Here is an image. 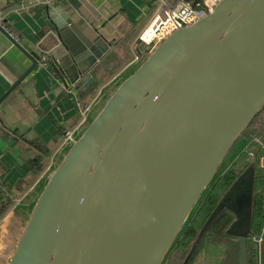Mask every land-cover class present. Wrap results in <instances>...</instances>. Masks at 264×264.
<instances>
[{"label":"water","instance_id":"1","mask_svg":"<svg viewBox=\"0 0 264 264\" xmlns=\"http://www.w3.org/2000/svg\"><path fill=\"white\" fill-rule=\"evenodd\" d=\"M0 30L31 63L0 104L39 65L85 92L106 62L108 46L70 24L36 45L42 60ZM263 108L264 0H220L110 93L50 173L8 264H163ZM255 172L252 161L223 193L182 264L224 211L233 217L225 234L240 239L247 264Z\"/></svg>","mask_w":264,"mask_h":264},{"label":"crops","instance_id":"2","mask_svg":"<svg viewBox=\"0 0 264 264\" xmlns=\"http://www.w3.org/2000/svg\"><path fill=\"white\" fill-rule=\"evenodd\" d=\"M155 7L151 0H0L6 29L39 60L44 56L36 45L54 27L70 24L84 40L108 46L93 91L83 92V85L66 87L48 66L39 65L0 104V264H8L51 170L68 149L60 144L78 123L76 102L96 98L90 121L134 71L118 76L134 56H144L136 39L151 24ZM30 66L0 30V97Z\"/></svg>","mask_w":264,"mask_h":264},{"label":"built area","instance_id":"3","mask_svg":"<svg viewBox=\"0 0 264 264\" xmlns=\"http://www.w3.org/2000/svg\"><path fill=\"white\" fill-rule=\"evenodd\" d=\"M219 1L220 0H155L156 13L154 18L151 24L138 34L136 39L137 43L144 48V56H134L132 60L126 64L123 70L118 73V76L130 69H136L144 57L152 52L154 48L172 31L180 28H186L199 19L205 17L207 14L212 12V9ZM0 28L4 29L17 43H19V39L13 36L8 29H6L3 23V15L1 11ZM118 76L114 77L113 80H115ZM95 99L96 98L87 103L76 102L78 123L63 135L60 148H69L86 128L89 123L88 115ZM263 144L264 143L260 139L255 137L249 138L248 141L243 144V153L245 155L246 164H249L255 158L253 147H257L258 149L264 151ZM240 156H235L233 162L221 173V176H224L229 172V170L233 167V164L240 159ZM260 164V167L264 168V156L261 157ZM263 236L264 233L262 230L259 236H254L252 238V242L257 248L262 243Z\"/></svg>","mask_w":264,"mask_h":264},{"label":"trees","instance_id":"4","mask_svg":"<svg viewBox=\"0 0 264 264\" xmlns=\"http://www.w3.org/2000/svg\"><path fill=\"white\" fill-rule=\"evenodd\" d=\"M151 1L153 3H155L154 0H151ZM88 90L93 91V87H90V89H88ZM262 112H260V113H262ZM260 113L257 114L255 119L260 117ZM262 139L264 140V138H262ZM258 151L259 150H253V152L255 153V158L253 161L255 162V165H256V172H255V179H254V190H255V192H254V196H253L252 223H251V231H252L253 237L259 236L261 234L263 228H264V195H263V193H264L263 192L264 171L260 167L261 153ZM241 157L242 156H240V159H241ZM238 161H236L233 164V167L229 170L228 173H226V175L220 177V172H218L216 177L214 178V181L215 180L216 181L217 180L222 181V184L225 186L226 190L234 182V180L240 175V173L244 170V168L246 167V165L244 163H238ZM219 199H220L219 194H216V195L212 194V195H209L207 197L204 205L199 210L200 211L199 213L200 214L202 213V214L198 218V226H199V227L197 226L198 228H200L201 223L203 222L205 217L208 218L210 216V214L212 213V211L215 208ZM189 220H190V218H189ZM189 220L184 225L183 229L181 230V232H180V234H179L177 240L175 241V243L172 247V250H171L172 252L177 251L178 255H180V252H183L185 250L189 241H191L192 239H193V241L195 240L196 235L199 231V229L196 230V227H194V228L193 227H189V228L186 227L188 225ZM231 220H232V218L229 214H227L226 212L221 213L219 215V217L215 220V222L212 224L211 228L209 230H207V232H206L207 234L205 233L206 235L204 237V240L202 239L203 242L206 241L210 244H213L217 240L218 241H220V240H227L228 241L230 238L226 236L225 231L227 230L228 226L230 225ZM187 229H189V230L187 231ZM252 244L250 242V244H248V247H247V264H259L258 248L256 247V245H254V244L252 245Z\"/></svg>","mask_w":264,"mask_h":264},{"label":"rangeland","instance_id":"5","mask_svg":"<svg viewBox=\"0 0 264 264\" xmlns=\"http://www.w3.org/2000/svg\"><path fill=\"white\" fill-rule=\"evenodd\" d=\"M261 112L262 113H260V117L255 119L253 123L247 128L242 138L239 139V141H237V143L231 150L229 156L225 159V161L221 165L218 171L220 172V175L233 162V157L237 156L238 153L242 150L244 146L243 140H242L243 137L244 138L255 137L260 140H263L262 138H264V109H262ZM253 149L259 150L258 152L261 153V157L264 156V151H262L261 149H258L257 147H253ZM244 159H245V155L243 153L238 163H244L246 165L245 163L246 161ZM262 169L264 171V168ZM53 170H51V172ZM224 190L225 188L224 189L221 188L218 192L219 195L223 194ZM198 227H196V230L199 229ZM192 241L193 239L188 242L187 247L185 248L183 252H180V255H178L177 251L175 252L170 251L169 256H167V259L165 260L166 264H182L183 259L185 258L187 251L192 244ZM238 257H239V247H238V241L236 239H229L228 241L227 240H220V241L217 240L213 244H210L205 241L199 247L191 264H239Z\"/></svg>","mask_w":264,"mask_h":264},{"label":"flooded vegetation","instance_id":"6","mask_svg":"<svg viewBox=\"0 0 264 264\" xmlns=\"http://www.w3.org/2000/svg\"><path fill=\"white\" fill-rule=\"evenodd\" d=\"M244 144V143H243ZM243 148H242V150L238 153V155L240 156H242L243 155ZM220 177H221V175H220ZM221 188H225V186L222 184V181H219V180H215V181H213L212 182V184L210 185V187L207 189V191L204 193V195L201 197V199H200V201L198 202V204L196 205V207L194 208V210H193V212H192V215H191V217H190V220H189V222H188V225L186 226L187 228H189V227H197L198 226V218L201 216V214L199 213L200 211V209H201V207L204 205V203H205V201H206V199H207V197L209 196V195H212V194H219L218 192H219V190L221 189ZM226 191V188H225V190L223 191V192H225ZM254 192H255V190H254ZM263 192H264V188H263ZM223 194H221L220 195V197L222 196ZM263 195H264V193H263ZM200 204V205H199ZM225 212V211H224ZM223 213V212H222ZM227 214H229L228 212H226ZM230 216H231V218H232V220H231V223H232V221H233V217H232V215L231 214H229ZM206 219H208V218H206L205 217V221L203 220V222L201 223V226H200V228H199V231H198V233L200 232V230H201V228L203 227V225L205 224V222H206ZM215 222V221H214ZM213 222V223H214ZM212 223V224H213ZM230 223V224H231ZM212 226V225H211ZM211 226L209 227V229L211 228ZM208 229V230H209ZM189 229H187V231H188ZM252 232V231H251ZM198 233H197V235H198ZM263 233H264V228H263ZM207 234V233H206ZM205 234V235H206ZM196 235V236H197ZM205 235H204V237H205ZM187 237V236H186ZM204 237H203V240H204ZM228 237V236H227ZM230 239H236V238H231V237H229ZM252 238H253V234H252V236H249L248 238H247V247H248V244H250V242H251V244L253 243L252 242ZM203 240L201 241V243L199 244V246L197 247V249L194 251V253H193V255L191 256V258H190V260L188 261V263L187 264H191L192 263V261H193V259H194V257H195V255H196V253H197V251H198V249H199V247L201 246V244H202V242H203ZM237 241H238V247H239V242H240V239H236ZM193 243V242H192ZM192 245V244H191ZM253 245V244H252ZM190 248H191V246L189 247V249H188V251H187V254H188V252H189V250H190ZM258 250H259V254H258V259H259V264H264V236H263V240H262V243L259 245V247H258ZM239 251H240V248H239ZM187 254H186V256H185V258L187 257ZM168 256H169V254H168ZM246 257H247V248H246ZM185 258L183 259V262H184V260H185ZM167 259V258H166ZM182 262V263H183ZM238 263H239V257H238ZM163 264H166V262H164Z\"/></svg>","mask_w":264,"mask_h":264}]
</instances>
